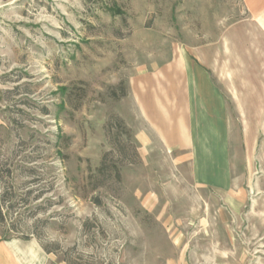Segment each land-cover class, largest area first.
Wrapping results in <instances>:
<instances>
[{"label": "rangeland", "instance_id": "obj_1", "mask_svg": "<svg viewBox=\"0 0 264 264\" xmlns=\"http://www.w3.org/2000/svg\"><path fill=\"white\" fill-rule=\"evenodd\" d=\"M180 57L225 96L230 193L202 199L189 168L176 180L172 152L140 149L122 119L129 93ZM12 238L47 264H264V0H0Z\"/></svg>", "mask_w": 264, "mask_h": 264}, {"label": "crops", "instance_id": "obj_2", "mask_svg": "<svg viewBox=\"0 0 264 264\" xmlns=\"http://www.w3.org/2000/svg\"><path fill=\"white\" fill-rule=\"evenodd\" d=\"M164 71L129 93L135 108L122 112L123 121L133 129L140 149L160 146L172 152L176 180H185L183 169L189 168L190 185L202 199L210 190L230 193L237 183L225 96L200 61L180 57ZM205 204L208 208V198ZM0 264H47V255L34 241L0 240ZM169 264L180 263L172 259Z\"/></svg>", "mask_w": 264, "mask_h": 264}, {"label": "trees", "instance_id": "obj_3", "mask_svg": "<svg viewBox=\"0 0 264 264\" xmlns=\"http://www.w3.org/2000/svg\"><path fill=\"white\" fill-rule=\"evenodd\" d=\"M122 95H125V91H123V93H122ZM106 155L104 156V159H103V162H104V164L106 163ZM102 170V169H101ZM116 175H117V178H120V175H119V173H118V171H116ZM44 247V246H43ZM45 248V247H44Z\"/></svg>", "mask_w": 264, "mask_h": 264}]
</instances>
